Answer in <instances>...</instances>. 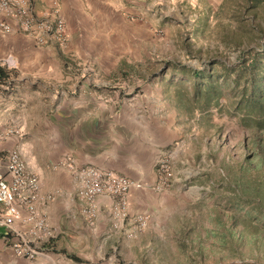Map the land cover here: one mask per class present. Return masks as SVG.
Listing matches in <instances>:
<instances>
[{"label": "rangeland", "instance_id": "rangeland-1", "mask_svg": "<svg viewBox=\"0 0 264 264\" xmlns=\"http://www.w3.org/2000/svg\"><path fill=\"white\" fill-rule=\"evenodd\" d=\"M117 1L131 29L142 33L131 35L123 50L103 47L98 60L89 54L85 64L56 48L71 79L54 89L58 98L78 94L83 82L86 94H102L107 105H137L154 127L167 130L168 144L143 179L130 178L143 185L131 191L142 196L143 209L131 213L128 203L118 244L106 242L89 261L264 264V109L249 112L238 87L218 69H235L244 54L262 51L264 0ZM206 81L220 90L217 104L197 95L206 92ZM23 100L16 97L11 110L15 122L35 117ZM163 160L172 172L166 188L158 182ZM137 216L148 223L135 232Z\"/></svg>", "mask_w": 264, "mask_h": 264}, {"label": "crops", "instance_id": "crops-1", "mask_svg": "<svg viewBox=\"0 0 264 264\" xmlns=\"http://www.w3.org/2000/svg\"><path fill=\"white\" fill-rule=\"evenodd\" d=\"M123 7L117 0H30L36 16L56 10L64 18L69 43L66 49L58 50L73 51L80 64H85L91 53L98 60L103 47L123 50L131 35L142 33V28L131 29ZM58 50L38 46L16 31L0 34V127L18 131L0 144V160L15 151L27 170L37 176L40 190L36 208L46 217L52 234L42 247L45 256L28 261L6 248L0 253V264H65L64 259L80 264L67 256L89 261L88 257L101 252L106 242L118 244L120 229L112 227L110 217L114 198H97V216L90 223L77 197L74 171L92 166L143 179L154 155L162 156L168 144L167 130L154 127L137 105H107L102 94H86L83 82L78 94L58 98L54 89L57 82L71 79L63 75ZM16 97L24 99L29 115H35L33 119L11 120ZM56 162L64 168L52 171L50 166ZM131 191L128 203L135 213L143 209L144 200ZM14 226L27 231L23 224ZM3 234L0 228V237Z\"/></svg>", "mask_w": 264, "mask_h": 264}, {"label": "built area", "instance_id": "built-area-1", "mask_svg": "<svg viewBox=\"0 0 264 264\" xmlns=\"http://www.w3.org/2000/svg\"><path fill=\"white\" fill-rule=\"evenodd\" d=\"M13 31L42 47L54 46L64 50L69 43L64 18L56 10L44 17L36 16L30 8V0H0V34L5 36ZM17 134L15 129H0V144ZM74 176L77 197L84 204L82 212L90 223L97 216V198H114L110 212L114 229H118L127 218L130 191L143 187L138 181L92 166L76 169ZM158 176L159 187L166 188L171 184L172 172L166 160L160 164ZM39 190L37 176L27 170L17 152H9L5 160H0V228L4 230L0 237V253L9 248L16 257L28 261L46 255L42 247L52 234L46 217L36 208ZM147 223V216H137L132 230L142 231ZM15 224H23L27 231L15 229Z\"/></svg>", "mask_w": 264, "mask_h": 264}, {"label": "trees", "instance_id": "trees-1", "mask_svg": "<svg viewBox=\"0 0 264 264\" xmlns=\"http://www.w3.org/2000/svg\"><path fill=\"white\" fill-rule=\"evenodd\" d=\"M180 68L179 72L181 74L188 73L185 67ZM218 69L229 81L231 79V84L234 88L238 87L240 93L243 94L244 104L249 112H253L255 109H264V45L261 52H248L244 54L242 62L237 68L228 69L219 65ZM191 76L194 78L193 74ZM204 84L208 87L206 92L198 94L200 90H197V95L200 98L204 95V102L206 104L211 103V101L217 104L218 100L215 98L218 97L220 90L212 83H209V81H206ZM67 257L77 263L83 262L75 256L69 255Z\"/></svg>", "mask_w": 264, "mask_h": 264}]
</instances>
